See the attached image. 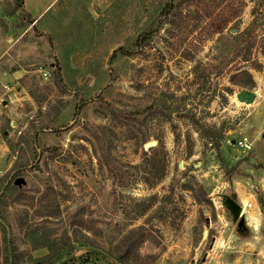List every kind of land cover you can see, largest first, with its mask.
Masks as SVG:
<instances>
[{"label": "rangeland", "instance_id": "374dc122", "mask_svg": "<svg viewBox=\"0 0 264 264\" xmlns=\"http://www.w3.org/2000/svg\"><path fill=\"white\" fill-rule=\"evenodd\" d=\"M221 11L238 15L213 33ZM253 20L244 62L232 54ZM4 48L0 264L47 256L35 230L79 227L103 255L64 264H118L132 230L130 264H264V0H0Z\"/></svg>", "mask_w": 264, "mask_h": 264}, {"label": "trees", "instance_id": "16d2710c", "mask_svg": "<svg viewBox=\"0 0 264 264\" xmlns=\"http://www.w3.org/2000/svg\"><path fill=\"white\" fill-rule=\"evenodd\" d=\"M220 3V2H219ZM226 7L229 8V6H231L233 4L232 1H226ZM173 9V6L167 9L166 13H170ZM238 15V14H237ZM236 15V11L232 14H230L228 11H221L220 13H218V17L214 19L213 22H211L210 26H212V32L215 33H223L224 30L227 28V26L229 25V22L235 17ZM255 23L256 21L253 20L251 25L243 32L244 37L242 38V42H244V47L245 49L243 50V48L238 49L237 51H235L232 54L233 58L236 57H241V59L244 62H251V60L253 59V52H252V47L254 45V31H255ZM147 37V36H145ZM144 38V37H143ZM146 39V38H144ZM230 61H228L226 59L225 61V66L223 68H221L220 73H226L230 70V66L229 63ZM253 64H256V62H253ZM194 69H197V66H195ZM196 71V70H195ZM212 71H208L205 74L208 75L210 74ZM225 89V88H223ZM182 117L188 118L193 125L202 133V137H210L213 140H217L216 138V134L213 131V125L211 124H207L206 122H201V118L199 116H197L196 113H193L191 111H187L181 114ZM220 139V138H219ZM219 140H217L216 142V146H219ZM156 159V158H155ZM155 162V161H154ZM153 162V163H154ZM157 170H159L158 174L155 175V179H153L152 183L157 182L159 179H162L165 175V165L164 162L162 160V162H156L154 164V166ZM151 204H153V201L151 202ZM83 224V223H82ZM81 225V224H80ZM37 230L27 234L30 238H31V243H32V248L33 249H37L40 247H48L51 252L49 254H47V256H43L41 258H35V262L33 264H54L55 262H53V259H59L63 256H69L71 255L75 249L83 247L86 250L84 251V253L88 256L90 255H103L102 252L98 251L100 249H103V246L97 242L96 239H91L88 237V235H86L83 231H82V227H79V229L77 228L76 232H75V236L74 237H67V232L63 233L62 235H60V239H53L51 236V232H36ZM81 233V237L77 238L78 234ZM131 236L136 237L137 236V241L135 243L131 242V240L129 238H131ZM34 241V242H32ZM142 241V234H138L135 230H132L130 232V235H128L126 238H124V240L122 241L121 246H124L123 248L126 247L125 252L123 254H110L112 257H114L116 263L118 264H130L129 260H128V256L127 254L130 252L132 246H134L135 244L138 245V243H140ZM60 244L59 248H56V245ZM16 257V255H15ZM17 260H13L12 264H17L16 263ZM85 261H88V258H86Z\"/></svg>", "mask_w": 264, "mask_h": 264}, {"label": "water", "instance_id": "95a60500", "mask_svg": "<svg viewBox=\"0 0 264 264\" xmlns=\"http://www.w3.org/2000/svg\"><path fill=\"white\" fill-rule=\"evenodd\" d=\"M237 97L239 100L241 101H246L248 103H251L254 101V98H255V94L254 92H251V91H247V92H240L237 94ZM155 142H151L149 145H154ZM147 145L146 148L149 146ZM226 202L231 206L233 212L235 214H239L240 211H241V205L236 201L234 200L233 198L231 197H227L226 199ZM243 220V218H242ZM100 252H102L101 250H98ZM103 253V252H102ZM75 255L74 254H71L70 256L58 261L57 263L55 264H64L66 263L67 261L71 260L72 258H74Z\"/></svg>", "mask_w": 264, "mask_h": 264}, {"label": "built area", "instance_id": "2783aa9c", "mask_svg": "<svg viewBox=\"0 0 264 264\" xmlns=\"http://www.w3.org/2000/svg\"><path fill=\"white\" fill-rule=\"evenodd\" d=\"M238 143H239L240 146H242V147H244L246 149H251L252 148V142L247 136H244L241 139H239ZM252 205H253L252 201H248L247 203H245V207H247V206L249 207V206H252Z\"/></svg>", "mask_w": 264, "mask_h": 264}, {"label": "crops", "instance_id": "0c3cea01", "mask_svg": "<svg viewBox=\"0 0 264 264\" xmlns=\"http://www.w3.org/2000/svg\"><path fill=\"white\" fill-rule=\"evenodd\" d=\"M48 7L49 5H45V7ZM44 7V8H45ZM4 52H5V48L3 49V50H0V57L4 54ZM0 76H3V77H5V78H7V75H4V72L2 71V67H1V64H0Z\"/></svg>", "mask_w": 264, "mask_h": 264}]
</instances>
